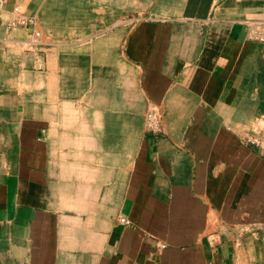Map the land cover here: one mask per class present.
Listing matches in <instances>:
<instances>
[{
  "label": "crops",
  "instance_id": "obj_1",
  "mask_svg": "<svg viewBox=\"0 0 264 264\" xmlns=\"http://www.w3.org/2000/svg\"><path fill=\"white\" fill-rule=\"evenodd\" d=\"M263 18L264 0H5L0 264H264Z\"/></svg>",
  "mask_w": 264,
  "mask_h": 264
},
{
  "label": "built area",
  "instance_id": "obj_2",
  "mask_svg": "<svg viewBox=\"0 0 264 264\" xmlns=\"http://www.w3.org/2000/svg\"><path fill=\"white\" fill-rule=\"evenodd\" d=\"M5 5V0H0V11L3 9ZM30 24L33 26V32L31 34V40L34 42L38 41L40 38V32L35 27L33 20H23L17 19L14 24L17 25H26ZM249 37L259 43H264V18L256 23L251 24V33ZM145 129L148 133L158 136L163 134V122H162V112L156 107H150L146 113L145 119ZM122 224H128L129 222L120 219Z\"/></svg>",
  "mask_w": 264,
  "mask_h": 264
},
{
  "label": "rangeland",
  "instance_id": "obj_3",
  "mask_svg": "<svg viewBox=\"0 0 264 264\" xmlns=\"http://www.w3.org/2000/svg\"><path fill=\"white\" fill-rule=\"evenodd\" d=\"M39 40V39H38ZM147 113V112H146ZM145 119H146V114H145Z\"/></svg>",
  "mask_w": 264,
  "mask_h": 264
}]
</instances>
